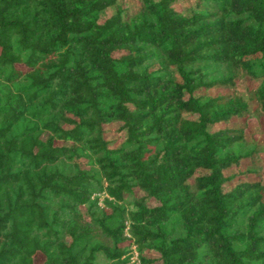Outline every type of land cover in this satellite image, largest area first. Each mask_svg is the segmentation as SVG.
<instances>
[{
    "label": "trees",
    "instance_id": "1",
    "mask_svg": "<svg viewBox=\"0 0 264 264\" xmlns=\"http://www.w3.org/2000/svg\"><path fill=\"white\" fill-rule=\"evenodd\" d=\"M176 1L0 0V264H264V0Z\"/></svg>",
    "mask_w": 264,
    "mask_h": 264
},
{
    "label": "rangeland",
    "instance_id": "2",
    "mask_svg": "<svg viewBox=\"0 0 264 264\" xmlns=\"http://www.w3.org/2000/svg\"><path fill=\"white\" fill-rule=\"evenodd\" d=\"M122 8L124 9L125 13H130L135 9V0H119ZM191 2V0H177L175 2V5L178 8H183L187 3ZM109 14V12H106L104 15ZM257 80H251L245 76L239 77L236 79L235 88H238L243 93H246L247 95H253L252 92L254 88L258 85ZM234 87H214L209 90L210 94H225V93H231L233 91ZM223 125V124H222ZM219 125V126H222ZM229 126L231 127H241L245 131L246 138L248 140H254L260 143L264 144V122L262 120L261 115L256 110V103L251 100L250 101V109L246 112L245 115L241 117L232 118L229 123ZM216 127H211V129H214ZM105 138L109 141L111 146L117 145L124 137V133L120 132L118 130V125L116 123L107 124L105 125ZM263 159V167L260 170V172L255 176L256 178L260 179L261 181H264V154L262 155ZM237 169L232 168L229 173L236 172ZM251 177V179H253ZM136 195H140L141 192L135 191ZM96 196H98V203L103 204V199L105 198L104 193H99ZM151 203V202H150ZM123 245H128L129 243L126 241L122 243ZM129 254V255H128ZM126 256L130 257V264H138V254L136 251H130L129 253L125 254ZM148 256H155L154 254H148ZM36 261H40L39 258L36 259ZM103 261L98 260V264H102ZM159 264V262H156Z\"/></svg>",
    "mask_w": 264,
    "mask_h": 264
},
{
    "label": "built area",
    "instance_id": "3",
    "mask_svg": "<svg viewBox=\"0 0 264 264\" xmlns=\"http://www.w3.org/2000/svg\"><path fill=\"white\" fill-rule=\"evenodd\" d=\"M132 249H134L133 247H132ZM135 251V250H134Z\"/></svg>",
    "mask_w": 264,
    "mask_h": 264
}]
</instances>
